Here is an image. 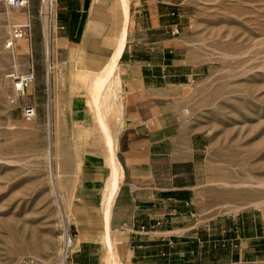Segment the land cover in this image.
Returning a JSON list of instances; mask_svg holds the SVG:
<instances>
[{
  "label": "rangeland",
  "instance_id": "1",
  "mask_svg": "<svg viewBox=\"0 0 264 264\" xmlns=\"http://www.w3.org/2000/svg\"><path fill=\"white\" fill-rule=\"evenodd\" d=\"M188 5L189 59L198 75L187 92L186 109L210 139L197 203L214 242L201 248V264L225 263L233 250L228 242L235 238L227 235L234 223L244 225L253 255L257 236L264 234V0H188ZM53 18V0H33L19 11L0 3L3 263L33 257L47 264L45 259L52 257L49 264H61L67 236L74 237L66 215L67 193L86 148L83 136L90 137L89 128L99 127L93 81L85 89L70 87L66 96L56 82ZM14 24L29 25L30 34L7 49ZM30 72L35 74L34 84L12 103L11 75ZM114 85L112 78L109 94L113 95ZM116 101L113 97L111 103ZM105 104L101 112L107 116ZM25 105L36 108L34 119L24 117ZM84 106L92 111L87 121L82 113L74 114L75 107ZM114 256L123 264L115 252ZM110 257L108 249L102 262L109 264ZM253 264H264V257Z\"/></svg>",
  "mask_w": 264,
  "mask_h": 264
},
{
  "label": "crops",
  "instance_id": "2",
  "mask_svg": "<svg viewBox=\"0 0 264 264\" xmlns=\"http://www.w3.org/2000/svg\"><path fill=\"white\" fill-rule=\"evenodd\" d=\"M188 6V0H53V59L64 96L94 83L118 56L117 101L106 112L118 168L104 132L89 128L67 193L73 262L104 264L112 242L123 264H201V248L213 245L197 203L210 139L186 109L198 75L189 59ZM80 113L85 121L92 117L88 106L75 107ZM233 227L231 257L215 264L264 257V234L253 255L244 225Z\"/></svg>",
  "mask_w": 264,
  "mask_h": 264
},
{
  "label": "built area",
  "instance_id": "3",
  "mask_svg": "<svg viewBox=\"0 0 264 264\" xmlns=\"http://www.w3.org/2000/svg\"><path fill=\"white\" fill-rule=\"evenodd\" d=\"M33 0H0L1 4H4L9 9L12 10H22L30 6ZM45 2V0H42ZM30 34V26L27 24H14L11 28V36L6 44L7 49H13L17 41L27 38ZM14 84V95L11 98L12 103H17L22 97L26 96L28 90L35 82V74L30 72L25 75H11ZM23 114L27 120H32L36 117L37 111L36 108L32 105H25L23 107ZM74 237L70 234L67 236V247L71 245L74 241ZM68 248L64 251L61 264H78L71 260V253ZM0 264H40V261L33 257H25L19 259L13 263H3Z\"/></svg>",
  "mask_w": 264,
  "mask_h": 264
},
{
  "label": "bare ground",
  "instance_id": "4",
  "mask_svg": "<svg viewBox=\"0 0 264 264\" xmlns=\"http://www.w3.org/2000/svg\"><path fill=\"white\" fill-rule=\"evenodd\" d=\"M49 26V25H48ZM50 29V28H49ZM50 33L51 32H49V33H47L48 34V44H47V54H48V57H49V55H51L50 53V41H51V35H50ZM117 61H118V56L117 57H115L114 59H112V61L110 62V64L108 65V67H107V69L105 70V72H103V73H100L99 75H97V76H99L97 79H96V81L93 83V85H92V90H93V92L95 93V94H93V96H94V105H95V107L97 108V109H95V110H97V120H98V123L97 124H99V127L101 128V130H102V132H104V134L106 135V142H107V145H108V147L107 148H109V151H110V153H111V155H110V157H111V160H112V162L115 164V163H117L115 160H114V149H115V141H114V139L111 137V134H109L110 132H108L109 130V128L107 127V125H106V117L107 116H105V114H103L102 112H101V105H103V103L105 104V107L106 108H109L110 106H113L112 105V103H111V100H112V94H109L108 93V88H109V86H110V83H111V78H112V76H113V74H114V72H115V70H116V65H117ZM104 70V69H103ZM49 71V70H48ZM113 86V85H112ZM114 86H118V85H116V82H115V85ZM115 87V88H116ZM116 89H118V88H116ZM116 89L114 90V93H115V91H116ZM112 91V90H111ZM114 93H113V95H114ZM115 100V99H114ZM188 112V111H187ZM96 120V121H97ZM108 128V129H107ZM100 130V129H99ZM106 142H105V144H106ZM108 152V151H107ZM115 161V162H114ZM111 162V163H112ZM113 163H112V165H113ZM116 165L117 164H115L114 165V172L116 173L117 172V168L118 167H116ZM116 187H117V183L116 182H114V185H113V189H112V191H110L111 193H110V196H109V198L110 197H112V195H113V193H114V190L116 189ZM66 236V235H65ZM66 239V238H65ZM66 243V242H65ZM74 243V241L71 243V245ZM71 245L69 246V248L67 247V244H66V246H65V250L68 248V250L70 251V247H71ZM108 249H109V251H110V255H111V260H110V263L109 264H120L116 259H115V256H114V249H113V245L112 244H109V246H108ZM66 252V251H65ZM64 252V253H65ZM52 260H53V258L52 257H50V258H48L47 260L45 259V262L47 263V264H49V262H52Z\"/></svg>",
  "mask_w": 264,
  "mask_h": 264
}]
</instances>
